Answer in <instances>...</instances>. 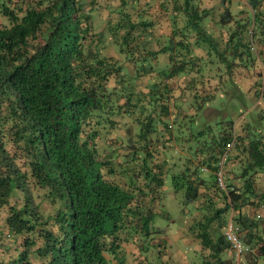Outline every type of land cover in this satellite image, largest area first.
Segmentation results:
<instances>
[{
	"label": "trees",
	"instance_id": "1",
	"mask_svg": "<svg viewBox=\"0 0 264 264\" xmlns=\"http://www.w3.org/2000/svg\"><path fill=\"white\" fill-rule=\"evenodd\" d=\"M122 1L0 0V264H111L107 255L123 264L124 249L132 240L155 230L152 223L166 172L173 173V187L184 193L185 206L197 201L196 210L204 209L197 238L209 253L202 254L201 264H229L224 232L216 235L212 229L225 228L231 209L251 246L249 258H264L260 224L244 212L260 208L264 199L256 188V177L264 178V112L255 114L259 124L247 126L246 135L233 131L237 115L212 136L215 127L207 123L214 118L210 120L207 110L213 108L207 102L217 97L222 85L212 83L206 58L191 55L194 45L200 50L210 47L225 69L221 83L226 79L240 92L237 76L252 69L251 93L264 101V0H246L248 10L236 13L223 0L227 5L220 16L196 0H161L164 17L172 18L166 35L150 31L147 21L134 22L133 13L125 20L127 4L122 8ZM104 2L111 5L104 14L120 15L113 35L121 49L134 43L137 50L151 54V35L160 51L171 52L170 63L176 61L140 109L132 91H107L110 79H122L123 71L100 51L94 13L100 14L101 5L107 7ZM208 18L227 27V36L217 38L206 31ZM133 70L142 77L148 73ZM177 77L181 102L194 100L187 113L181 112L182 105L170 111L173 95L167 81ZM162 88L168 90L162 93ZM157 91L160 95L152 97ZM238 95L232 99L245 105ZM131 114L137 133L130 125L127 139L111 138L120 123L114 116ZM195 123L203 128L197 133L191 131ZM177 124L180 136L174 132ZM200 137L206 144L190 146L195 151L182 168L164 153L174 142L186 144ZM232 142L238 159L227 149ZM236 161L238 168L233 167ZM222 167L226 189L218 183ZM217 201L224 207L218 208Z\"/></svg>",
	"mask_w": 264,
	"mask_h": 264
},
{
	"label": "rangeland",
	"instance_id": "2",
	"mask_svg": "<svg viewBox=\"0 0 264 264\" xmlns=\"http://www.w3.org/2000/svg\"><path fill=\"white\" fill-rule=\"evenodd\" d=\"M160 1L161 0H123L121 3L122 8L123 3L127 4L123 8L124 13L122 14L124 15V19L128 20L127 15L133 13L134 16L131 14L130 15L132 16L134 22L139 23L143 20L147 21L149 24H151V27L149 28L150 31L155 30L156 33L163 32L164 35L169 34L172 26V18L169 17V15L164 17L163 12L161 11ZM226 1H228V5L232 4L234 13L240 10H248V4L246 0ZM195 3H201L205 9H210L213 14L217 16H220V14L223 13L224 8L227 5V3L223 2V0H196ZM104 4L107 7L101 5L102 8L100 10V14L98 12L94 13L97 17V20L94 21V27L102 41L100 51L103 57L108 59L111 58L113 61H115L117 66L122 68L123 71L122 79H110L107 84V91L109 94H113L115 88H117L118 93L119 89H126V94L132 91L137 97L135 101L136 104L139 105L140 109V106L147 102L145 101L146 97L150 96L153 86L159 84V82L162 80V75L164 73L167 74L169 72V68L172 65L175 66L176 61H173L172 64L170 63L171 52L160 51L161 48L154 44L153 40L151 39V35L148 37V40H150L151 45L153 46L151 54H147V52H145L143 49L137 50V48L134 47V43L131 45L125 43V50H123V48L121 49L116 43V38L113 35V32H115L114 26L117 24L120 15L118 13L110 12H106L104 14V12L111 7V5L108 6V3L106 2H104ZM112 6H114V8H118L115 3H113ZM203 26L206 31L212 32L217 38L227 36L228 28H224L220 25H214L211 21V18L205 19ZM123 32L124 31H122L121 34ZM140 35L141 31L139 30L135 33L134 40L136 41ZM191 40V45H194L195 41L193 39ZM167 43L168 42L164 43V46H166ZM194 46L195 47H193L191 55L196 54L206 58L205 62L208 63L205 64V67L209 69L212 68V72L210 71V74L214 76L212 83H214V85H222L217 97L207 102V105L213 108L207 110L210 120L214 118V120H211L207 123L208 126L213 125L215 127V131L211 133V135L217 136L218 133L222 131L221 129L223 128L224 123L236 119L237 115L240 116H238L235 121L233 131L236 132L237 135H246L247 126L252 125L255 127L257 124H259L255 114L258 112H264V101L256 100L250 90L253 85L251 78L252 69H245L242 71V73H239L240 76H237V83L239 86H241L240 88L242 90V92H240V90H236V88L226 79L223 83H221L220 78L223 76L225 69L222 66H219L218 61L215 59V57H213V53L215 51L211 50L208 46H204L206 49L202 50H200L196 45ZM128 48L130 50H128ZM143 52L146 54L144 55ZM186 58L188 61L190 60V58ZM211 61H213L212 64L210 63ZM134 67H137L139 72L142 69H148V73L144 75V77L141 76L143 75L142 73L141 75L139 73L136 75L133 73ZM218 68H220V70ZM162 86L163 85L160 87ZM167 90L168 89L166 88H162L161 92L164 93ZM237 94H239V99L245 100V105L242 106L239 100L236 101L235 99H232V97H236ZM119 95L122 100L126 99L123 94ZM159 95L160 92L157 91L152 94V97ZM192 102H194V100L189 97V99L186 100L184 106H182L183 111L181 110V112L187 113L190 107L189 105L192 104ZM234 103L236 104L235 107H233ZM118 105H120V102ZM139 109L136 112L135 118L140 116ZM216 110H219V113ZM173 112H175L174 107ZM216 114L217 116H215ZM114 117L115 120H118L120 123L119 126H117L116 129L112 131L110 136L111 138H119L121 140L123 139L122 137H124V139H127L126 128L130 125L133 129H135L133 131L137 133V121L134 120L135 118L132 117V114L131 116H126L125 118L124 116L117 115ZM200 119L205 122V117L203 115L200 116ZM260 125L263 129L264 122L260 123ZM195 127L197 128H191V131L195 130V133L203 129L196 123ZM176 130L177 136H180L182 133V127L177 124L174 132H176ZM207 139H210V137L207 136ZM206 142L207 140L201 137L198 139V141L197 139L193 138L192 142H188L186 144L182 142H174V147H172L169 151H164V153H167L171 163H176L177 166H181L187 158H190L191 155H193L192 152L195 151L193 150L191 152L188 149L190 146L193 149L201 146L204 147ZM238 153L239 151H237L235 148H232L229 154L230 157L238 159ZM236 163H238V161L233 163V167ZM238 166H240V163ZM238 166H235L234 168H238ZM172 175V172L165 173L166 185L162 190L161 199L158 201L157 211H155V218L152 223V226L155 227V230L152 231V233L148 236L145 234L144 237H137L136 239L132 240L131 244L124 249L123 264H201L204 260L202 254L209 253L208 251L203 250L201 241L197 238L199 224L200 222H204L202 218L204 209L199 208L196 210L197 204L199 203L197 201L187 206L184 205V193L175 191L173 187ZM256 179L257 192L264 196V178L257 176ZM234 183L235 185L240 186L242 182L240 180H235ZM257 200H260V198H257ZM263 202L264 199L259 203L262 205L260 208L249 207L244 209V212L255 218V222L260 224L258 231H260V233H262L264 236V227H262L264 224ZM217 206L218 208H223L224 202L217 201ZM232 216L235 217L237 214L233 213V210L231 209V211L225 215V220L228 221ZM158 229L159 231H157ZM212 232H217V235L219 232H224V229L217 230L215 227L212 229ZM107 257L111 264L116 263L112 256L107 255ZM261 264H264V259L262 260Z\"/></svg>",
	"mask_w": 264,
	"mask_h": 264
},
{
	"label": "built area",
	"instance_id": "3",
	"mask_svg": "<svg viewBox=\"0 0 264 264\" xmlns=\"http://www.w3.org/2000/svg\"><path fill=\"white\" fill-rule=\"evenodd\" d=\"M234 142L227 145L228 151L232 149ZM207 170V168H203ZM218 183L222 189H226V182L224 179L223 167L218 173ZM242 232H240L239 226L236 223L235 217L232 216L224 228V236L229 244L226 255L229 260V264H261L258 261H254L249 258L251 254V246L244 241Z\"/></svg>",
	"mask_w": 264,
	"mask_h": 264
},
{
	"label": "crops",
	"instance_id": "4",
	"mask_svg": "<svg viewBox=\"0 0 264 264\" xmlns=\"http://www.w3.org/2000/svg\"><path fill=\"white\" fill-rule=\"evenodd\" d=\"M178 80H179V78L177 77V78H175V79H173V80H169L168 81V83H167V85H168V89L170 90V95H173L174 97H173V99H172V101H170V111L173 113V107L175 106V105H179V106H184V104H183V102H181V93H180V91H179V89H177V86H178ZM175 98H178V99H175ZM189 99V98H188ZM172 102V103H171ZM178 102H180V103H178ZM172 113H170L171 115H170V117H171V121H172V119H173V117H174V115L172 114ZM179 167H181L182 168V165L181 166H179ZM262 227H264V224H263V226ZM256 258V261H258L259 263H261L262 262V260L264 259V258H262V257H255Z\"/></svg>",
	"mask_w": 264,
	"mask_h": 264
},
{
	"label": "clouds",
	"instance_id": "5",
	"mask_svg": "<svg viewBox=\"0 0 264 264\" xmlns=\"http://www.w3.org/2000/svg\"><path fill=\"white\" fill-rule=\"evenodd\" d=\"M167 83H168V81H167ZM233 147H234V146H233ZM233 147H232V148H233ZM231 150H232V149H231ZM231 150H230V151H231ZM233 213H234V212H233Z\"/></svg>",
	"mask_w": 264,
	"mask_h": 264
}]
</instances>
